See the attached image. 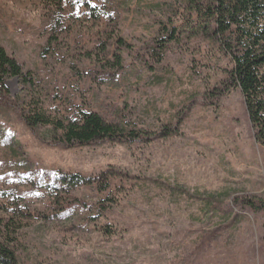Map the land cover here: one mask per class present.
<instances>
[{
  "label": "rangeland",
  "instance_id": "obj_1",
  "mask_svg": "<svg viewBox=\"0 0 264 264\" xmlns=\"http://www.w3.org/2000/svg\"><path fill=\"white\" fill-rule=\"evenodd\" d=\"M159 1L93 0L115 14V27L70 7L69 32L44 59L45 0H0V45L31 80L7 78L9 94L0 99V217L43 215L27 216L19 233L25 264H264V210L243 201L264 197V145L240 88L215 104L207 96L232 62L195 36L171 44L155 71L142 64L138 54L157 34ZM107 36L134 47L112 75L114 57L100 51ZM66 98L109 120L132 121L152 138L68 148L21 119L36 101L59 115ZM166 127L176 133L160 136ZM103 172L113 174L108 190L78 185L57 199L60 173ZM109 195L115 201L99 212ZM61 198L73 203L66 213Z\"/></svg>",
  "mask_w": 264,
  "mask_h": 264
},
{
  "label": "trees",
  "instance_id": "obj_2",
  "mask_svg": "<svg viewBox=\"0 0 264 264\" xmlns=\"http://www.w3.org/2000/svg\"><path fill=\"white\" fill-rule=\"evenodd\" d=\"M70 7L78 11L85 8L88 19L94 22L104 20L108 26H117L115 14L103 4L93 3V0H83L82 3L80 0H45L46 20L51 33L48 47L41 53L42 58L46 59L50 50H54L53 43L59 42L60 36L69 32L65 15ZM155 8L158 11L155 20L157 34L146 51L138 54L142 64L155 71L171 44H181L195 36L212 40L230 58L232 68L227 70L226 78L215 85L207 96L215 100V104L232 88H240L256 139L264 145V0H160ZM109 39L107 36L103 40L100 51L114 57L113 65L109 68L113 69L112 75L122 68L124 52L131 53L134 47L126 38L120 37L114 42ZM95 72L99 74L94 77L103 79L105 74L102 70ZM12 77L20 78L25 86L31 83L23 65L0 45V99L8 96L6 80ZM28 106L20 112L26 125L45 141L51 139L64 147L86 146L107 140L125 139L133 142L152 138L151 132L131 126L135 124L132 121L109 120L101 112L89 110L83 104L76 105L69 98L64 99L65 110L59 115H52L38 101ZM175 133L166 127L160 136ZM112 177L110 172H103L96 178L81 173H60L53 188L59 189L57 199L62 192H68L78 185L93 186L97 183L103 192L111 187ZM115 199L109 195L99 201V212L109 208L111 205L108 203ZM243 201L255 210H264V197L246 196ZM59 204L62 212L66 213L71 210L73 203L61 198ZM29 215L43 217L38 212L31 214L24 210L16 215L0 217V264H25L19 255V233L26 226V220L29 219L26 217ZM53 216L58 214L53 213ZM109 231L106 230L107 233Z\"/></svg>",
  "mask_w": 264,
  "mask_h": 264
},
{
  "label": "snow or ice",
  "instance_id": "obj_3",
  "mask_svg": "<svg viewBox=\"0 0 264 264\" xmlns=\"http://www.w3.org/2000/svg\"><path fill=\"white\" fill-rule=\"evenodd\" d=\"M80 2L82 3V2H83V0H80Z\"/></svg>",
  "mask_w": 264,
  "mask_h": 264
}]
</instances>
